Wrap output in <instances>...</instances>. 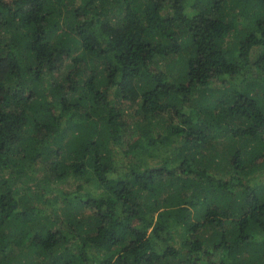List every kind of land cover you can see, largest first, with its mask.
Wrapping results in <instances>:
<instances>
[{
	"label": "trees",
	"instance_id": "trees-1",
	"mask_svg": "<svg viewBox=\"0 0 264 264\" xmlns=\"http://www.w3.org/2000/svg\"><path fill=\"white\" fill-rule=\"evenodd\" d=\"M0 264H264V0H0Z\"/></svg>",
	"mask_w": 264,
	"mask_h": 264
},
{
	"label": "rangeland",
	"instance_id": "rangeland-1",
	"mask_svg": "<svg viewBox=\"0 0 264 264\" xmlns=\"http://www.w3.org/2000/svg\"><path fill=\"white\" fill-rule=\"evenodd\" d=\"M133 108L132 107H130V108H127V111H130V110H132Z\"/></svg>",
	"mask_w": 264,
	"mask_h": 264
}]
</instances>
